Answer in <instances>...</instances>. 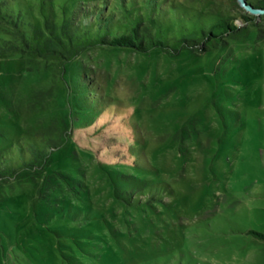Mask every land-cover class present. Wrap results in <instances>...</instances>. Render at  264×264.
I'll use <instances>...</instances> for the list:
<instances>
[{
    "label": "rangeland",
    "instance_id": "374dc122",
    "mask_svg": "<svg viewBox=\"0 0 264 264\" xmlns=\"http://www.w3.org/2000/svg\"><path fill=\"white\" fill-rule=\"evenodd\" d=\"M44 1L5 3L42 40L28 50L53 52L46 22L60 35L74 5ZM157 4L171 51L90 47L71 89L46 66L58 59L0 47V264H264V14ZM220 19L238 30L205 39Z\"/></svg>",
    "mask_w": 264,
    "mask_h": 264
},
{
    "label": "trees",
    "instance_id": "16d2710c",
    "mask_svg": "<svg viewBox=\"0 0 264 264\" xmlns=\"http://www.w3.org/2000/svg\"><path fill=\"white\" fill-rule=\"evenodd\" d=\"M90 1L94 2L89 4ZM158 1L159 0H142L137 3L138 1L136 0H81L80 2H78V0H72L71 2H73L74 5L72 9L74 10L69 12L67 11L69 8H67L64 12V23L60 28L62 31L60 35L56 34L57 29L54 24L50 26V20L46 22L47 33L54 38V43L60 47V49H56L53 52H46V47H41V44L35 46L34 49L36 50H28L30 45L42 41L36 39L37 36L32 29V22L28 12L19 10L17 14L13 15V12L8 11V6L5 3L6 0H0V47L5 48L7 51L22 54L31 52L35 54L36 57L42 54L46 62L52 58L58 59L59 61L57 63H46V66L51 70V74L54 76L55 80L69 89L70 85L66 78L68 68L72 66L71 64L75 62L77 56L90 47L99 46L101 48L118 50L129 49L141 53L162 50L171 51L170 44H168L167 39L163 37V28L159 26L161 23L160 17L165 11L158 6ZM42 2L44 5L42 6V12L44 11L46 13L45 1L42 0ZM50 2L51 5L54 4V1ZM81 2L89 6H82V4H79ZM142 2H144V4H141ZM248 2L256 3L255 7L258 9H264V0H248ZM64 5H66V3ZM139 5H141L140 8L142 7L145 12L135 13L136 10L140 9ZM117 11L122 12V17L126 19L125 23L129 25L125 32L119 31V27L115 25V13ZM142 17H144L145 20H143ZM245 19H247V21L254 20V18ZM146 23H148V25L145 26ZM237 30L238 27L236 25L226 19H220L211 25L208 32H203V37L205 39L208 36L218 38ZM154 31L158 36L154 35ZM219 31H221V33H218ZM87 32H89V34H87ZM79 37L84 39L82 40L84 42L81 44L77 42L80 39ZM179 41L183 42V46H188L193 52H205L208 50L207 47L200 46L195 40L183 38ZM188 42H195L197 45H191L188 44ZM6 44H11V47L8 48ZM66 45L68 46L67 49L65 47ZM61 49L67 50V54L64 55ZM56 53L61 56L56 57L58 56ZM179 53L180 52H175V55ZM78 80H80V78L73 79L72 82L75 83V81ZM89 84L93 89L92 92L100 91L97 86L98 84L95 82L91 81ZM50 147L57 148L59 145L52 144ZM131 149L132 151L124 156L130 158L135 157L134 166L139 164L145 167L144 157L136 153L138 149L136 150L134 146H132ZM136 167L139 168L138 166Z\"/></svg>",
    "mask_w": 264,
    "mask_h": 264
},
{
    "label": "water",
    "instance_id": "95a60500",
    "mask_svg": "<svg viewBox=\"0 0 264 264\" xmlns=\"http://www.w3.org/2000/svg\"><path fill=\"white\" fill-rule=\"evenodd\" d=\"M238 2L240 3L241 6L247 7L248 9H250L253 13H255L257 15L264 14V9L254 8L251 5L246 6V0H238Z\"/></svg>",
    "mask_w": 264,
    "mask_h": 264
}]
</instances>
